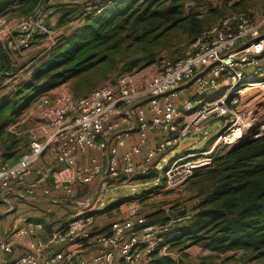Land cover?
<instances>
[{"label": "built area", "instance_id": "obj_1", "mask_svg": "<svg viewBox=\"0 0 264 264\" xmlns=\"http://www.w3.org/2000/svg\"><path fill=\"white\" fill-rule=\"evenodd\" d=\"M52 1H43L14 24L8 15L0 16L3 48L28 53L38 39L51 37L46 4ZM136 74L86 97L75 98L67 89L42 96L7 128L21 137V126L34 114L38 134L31 136L28 151L17 163H0V191L23 186L34 172L37 179L28 187L30 194L53 180L52 193L60 190L70 199L77 189L97 184L96 192L103 198L124 184L147 179L185 141L221 121L222 131L208 148L172 156L163 168L158 192L176 191L197 170L211 166L219 150L264 137V103L255 104L257 99L264 101V13L227 15L199 36L181 59L163 62L149 78ZM155 130L157 142L149 147ZM134 133L138 142L119 156ZM47 152L58 168L68 171L60 182L55 167H37ZM91 152L108 158L106 168L95 157L87 164L78 162ZM137 156H142L139 162ZM144 199L143 194L127 198L126 215L111 221L104 233L90 229L95 212L88 207L53 229L46 242L41 240L43 224L21 217V226L0 241V264H150L155 254L177 256L164 236L187 221L189 213L170 217L166 224L148 225ZM172 212L165 211L169 216ZM20 245H25L24 254L12 261L5 258Z\"/></svg>", "mask_w": 264, "mask_h": 264}, {"label": "trees", "instance_id": "obj_2", "mask_svg": "<svg viewBox=\"0 0 264 264\" xmlns=\"http://www.w3.org/2000/svg\"><path fill=\"white\" fill-rule=\"evenodd\" d=\"M43 1L0 0V10L15 4L13 13L26 17ZM212 1L102 0L94 4L81 25L59 38L31 75L0 98L2 163L13 165L28 151V139L7 128L42 96L68 85L75 98L86 97L122 76L181 59L185 51L180 46L190 47L208 30L201 20L203 12L220 9L211 7ZM218 1L236 10L254 0ZM13 73L10 54L0 43L1 80ZM197 171L190 179L199 185L190 218L164 236L171 253L181 258L174 261L155 254L150 264H195L197 259L184 253L193 247L208 253L200 264L229 253L242 264H264V137L218 152L211 166ZM170 219L168 213H155L147 222L166 224Z\"/></svg>", "mask_w": 264, "mask_h": 264}, {"label": "rangeland", "instance_id": "obj_3", "mask_svg": "<svg viewBox=\"0 0 264 264\" xmlns=\"http://www.w3.org/2000/svg\"><path fill=\"white\" fill-rule=\"evenodd\" d=\"M102 0H53L50 3H47L48 6L46 9V21L47 24L51 30V32L56 33L59 32L60 29L63 30V33L70 31L76 27H78L84 18V14L90 12L92 10V6L96 3H99ZM71 2V3H70ZM73 2H80L73 3ZM213 4L211 7H219L220 9H216L214 11L212 10H205L203 12L202 16V23L204 25L205 29H209L214 24L219 22L223 17L235 13H251L254 16L260 15L264 13V1L263 0H254L252 2H249V4L245 8H236L233 9L230 7L232 4H229L228 6H224L223 3L219 2L218 0L212 1ZM73 4V5H72ZM75 4V5H74ZM86 5L88 7H86ZM67 6H76V7H67ZM17 8V5L11 4L8 7H6L4 10H0V16L8 15L7 19L11 24H14L17 20L18 16L13 13V11ZM87 9H91L89 11H86ZM177 42V41H176ZM175 42V43H176ZM188 44H185L183 46H180L182 49V53L188 50L189 47H187ZM38 48V49H37ZM45 49V43L38 44L37 46H34L28 53H22V55L15 53H10V57L12 59L14 69L16 73H20L21 80L27 79L26 73L20 72V70L24 67V58L26 56H39L40 53L43 52ZM42 56H40L39 59H41ZM160 65H152L147 68L142 69L145 70V78L148 76H153L157 73ZM138 73V72H137ZM136 74V73H135ZM18 83L13 82H7L5 80H0V98H3L9 94L15 89V86H17ZM63 89H67L70 91V87L68 85L60 87L52 92L57 93L60 92ZM264 101H260L257 99L255 101L256 105L263 104ZM222 131V122L218 121L216 123L211 124L206 130L199 133L193 139L191 140L193 145H190L187 148H184V150H190L192 151H201L203 149L208 148L212 141L221 133ZM224 150H219V152H223ZM182 153V150L180 148L176 149L173 154H170L165 163H161L158 168L156 174L159 177H155L153 175L149 176L147 179H144L140 181L139 183L135 184H124L123 186L119 187V193L120 195L118 198L113 199L112 197L108 199V201L105 203V197H101L97 194L96 189L90 188H83V189H77L75 192L74 197H72L73 204H69V208L66 209L71 212H81L85 210L88 207L94 208V219L92 222V225L90 226V229L93 231V228L100 227L103 224L110 223L113 220H116L120 218L121 212L120 207L124 204H127L126 199L129 197H134L137 195H144L145 199L142 202L143 206V212L147 214V220L151 216L152 212L157 213H165L166 210H173L175 211L176 208L181 209H190L193 210L194 206L196 205L198 199H196V193L198 192V184H193V182L188 181L186 184H184L182 187L177 189L176 191L171 192H165V193H159L158 188L156 185H159L160 179L163 175V168L169 163L172 159V156H178ZM198 173L196 171L194 173V176ZM125 199V200H124ZM118 200H124L123 204L117 209L116 207L112 206L115 202ZM80 203V204H78ZM111 208L107 209L110 210L106 212V214L97 213L98 209L103 210L106 207ZM175 209V210H174ZM72 213V214H73ZM94 232V231H93ZM187 253L194 259H197L195 264H200L202 261H200L201 258H205L208 253L204 252L199 247H193L188 249ZM207 263L210 264H242L236 257L234 253H229L225 256H216L212 260H208Z\"/></svg>", "mask_w": 264, "mask_h": 264}, {"label": "crops", "instance_id": "obj_4", "mask_svg": "<svg viewBox=\"0 0 264 264\" xmlns=\"http://www.w3.org/2000/svg\"><path fill=\"white\" fill-rule=\"evenodd\" d=\"M73 3L80 4V2H73ZM67 7H76V6H67ZM86 7L88 6L86 5ZM89 10L90 9H87L86 11H89ZM70 31L63 33V30L60 29L59 32L53 33L51 37L38 39L35 46H37L38 44L45 43V49L43 50L42 53L39 54V56H34V57L26 56L24 58V63H25L24 67L20 70V72L22 73L25 71L26 76L29 77L32 73L33 68L38 64V60L40 56H43L56 43V41L59 38H61L62 36H66ZM10 53H15V52L10 51L9 54ZM17 53L22 55V53L20 52H17ZM145 73H146L145 70H143L142 73L140 72V74L143 75L144 77L146 75ZM136 76L139 77V72L136 74ZM149 77L150 76H148L147 78ZM20 78H21L20 73H16V75L13 78L6 79V83L7 82L19 83ZM52 94H54V92H52L51 95ZM132 126L133 127L135 126L134 120L132 121ZM37 127H38V124L36 122V116H34V114L32 115L30 114L26 122L21 126V132H22L21 138H27L28 141L30 142L31 136L34 134H38ZM158 134L159 132L157 130L150 133V142L148 145L149 147H152L155 145V143L157 142ZM137 142H138V135L134 133L132 137L127 141L126 146L119 150V156H122L126 151H128L131 148L132 145L136 144ZM190 145H193L191 140L185 141L181 146L182 153L180 155L184 154L186 151H190V150H184V148H187ZM146 149L147 148H145L144 150ZM91 157L97 158L98 162L101 163V165H103L105 168L108 165V158H102L100 154H98L97 152H91L86 157L80 156L77 158V160L79 163L87 164ZM141 159H142V156H137L136 161L139 162ZM1 162L2 160L0 159V163ZM50 166L55 167L57 169V172H58L57 179H56L57 182H60L61 180H63L66 174L68 173L67 170L58 168L56 166V162L54 160L53 155L50 152H47L45 156L39 161V163L37 164V167L45 168V167H50ZM156 172L157 171L153 172L151 175L155 177H159L156 174ZM36 179H37V176L33 172L26 178L23 186L14 185L7 191H0V241L6 240L10 236V232L12 229L17 228L18 226H21V221H20L21 217H26L31 222L43 224L45 231H44V234L41 236V240L43 242H46L48 241L50 237V233L53 229L66 224L76 214L75 212L73 213L71 211L66 210L69 208L68 206L69 204H73L71 200L72 198L70 199L66 198L63 192L60 190H55L52 193L51 187L54 185L53 180H50L49 182L42 184L33 194H30L28 192V187ZM135 183L136 184L139 183V180H135V182H133L132 184H135ZM89 188L90 190L94 188L97 191V184H94L90 186ZM117 190H119V188L115 189L114 193H119V191ZM75 192H74V195H75ZM124 200H118L112 206L120 207L124 203L123 202ZM112 206L106 207L103 210L98 209L97 213L106 214V212L110 211L107 209L111 208ZM180 209L181 208L179 207L176 208V210H180ZM120 212H121L120 218H123L127 213L126 204L120 207ZM143 213L144 215H146V217H148L145 212ZM153 214H155V212H152L151 215ZM109 224L110 223H106L100 227L96 226L95 228H93V231L96 233H104L108 230ZM187 251L188 250H186L184 253L190 259H192V257L187 253ZM24 252H25V245H20L14 249V253L10 257L7 258L5 256V258L8 259L9 261H12L20 257L22 254H24ZM170 258L174 261H178L181 258V255L170 256ZM181 264H184V263H181Z\"/></svg>", "mask_w": 264, "mask_h": 264}, {"label": "water", "instance_id": "obj_5", "mask_svg": "<svg viewBox=\"0 0 264 264\" xmlns=\"http://www.w3.org/2000/svg\"><path fill=\"white\" fill-rule=\"evenodd\" d=\"M245 142V141H244ZM244 142H242L241 144H239L238 146H241ZM238 146H236V147H238ZM118 196H119V193H113V192H111V191H109L108 193H107V195H106V197H105V203L108 201V199L109 198H113V199H115V198H118ZM192 212V210H191V208L190 209H180V210H178V211H173L171 214H170V217H172V218H178V217H180L181 215H183V214H185V213H191Z\"/></svg>", "mask_w": 264, "mask_h": 264}]
</instances>
